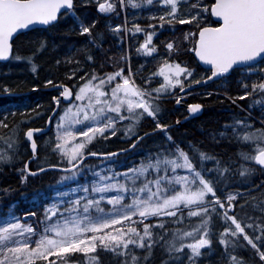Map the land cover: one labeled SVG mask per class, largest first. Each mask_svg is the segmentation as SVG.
<instances>
[{"label":"snow or ice","instance_id":"6c2138e0","mask_svg":"<svg viewBox=\"0 0 264 264\" xmlns=\"http://www.w3.org/2000/svg\"><path fill=\"white\" fill-rule=\"evenodd\" d=\"M89 2L84 0L85 4ZM117 6L133 9L154 6L148 19L157 20L160 29L174 31L177 23L195 27L185 32L181 41H167L162 62L146 77L137 78L130 61L113 71L85 69V64H95L96 58L92 48L81 45L77 50L83 53V62L71 55L63 60L65 65H74L64 74L65 79L74 80L71 85L60 80L55 84L52 79L44 80L59 95L52 97L55 106L47 122L51 124L55 120L54 137L41 147L51 145L49 151L58 156L57 163H48L47 153L43 157L38 155L34 133L41 129L29 127L23 132L26 140L20 138V123L40 115L32 113L27 117L22 114L21 121L12 125L7 136L0 134V164L22 159L21 144L30 142L32 155L17 169L22 173L21 183L29 175L35 176L46 169L58 170L61 174L48 203L43 206L37 221L39 227L31 221L35 213L19 216L9 210L0 215V264H100L98 249L119 257V264H146L154 256L157 245L165 253L160 264H198L200 259L214 253L211 238L214 216L226 225L217 233L224 247L214 264H254L236 255L237 248L248 246L259 257V264H264V223H255L264 220V198H249L261 216L238 212L233 201L237 195H246L245 192H230L223 199L217 195L232 174L229 164L236 161L223 160L203 140L175 136L171 130L179 126V120L161 122L162 99L174 96L179 103L191 87L231 76L239 68L236 82L240 91L235 96H229L228 92L223 95L233 103L249 98V108L258 107L260 117H253L245 110L244 117L233 116L208 136L213 143L227 141L238 146L236 155L240 163L236 171L241 183L251 182L245 177L254 174L257 166L264 171V78H259L264 77L261 66L264 64V0H96L100 13H113ZM165 8L166 11L155 10ZM208 16L217 19L209 22ZM62 17L73 20L68 32L78 27L79 34H87V44L97 50L102 48V34L97 32L93 36L97 21L85 23L78 15L76 0H0V60L26 61L35 72L38 67L35 57L49 42L45 35L23 38L22 34L41 26L52 28ZM114 27L117 31L128 30L126 23ZM152 28L151 24L133 25V33H145L138 52L158 54L152 43L157 33ZM17 37H22L20 42ZM189 38L192 40L190 51L208 69L202 80H192L195 70L186 61L174 58ZM22 45L31 47L24 52ZM52 47L55 49L57 45L53 42ZM71 47L76 46H70L69 50ZM126 60L128 54H121L119 61ZM55 63L59 67L61 61ZM111 63L112 59L106 57L99 67L103 69ZM253 76L257 79L249 84L248 78ZM157 80L160 82L156 83ZM2 87L5 92L12 91L6 84ZM32 87L35 89L38 85L33 83ZM177 89L180 95H174ZM204 94L211 97L219 93L205 91ZM61 98H64L63 108ZM68 98H72L71 102ZM187 107L190 113H196L203 106L190 103ZM237 107L243 108V105ZM7 115L0 119L2 128H8ZM146 120L154 127L142 131ZM106 132L110 136L122 132L124 138L134 137L130 148L138 147L149 137L160 139L153 145L154 151L147 150L139 162L133 161L130 167H125L115 159L124 149L88 150L91 142L97 136L104 137ZM91 159L99 163H87ZM37 160L42 167H29L30 162ZM209 162L212 167L206 166ZM246 204L241 201L240 207ZM25 219L29 222L23 223ZM74 253L83 254V259H72Z\"/></svg>","mask_w":264,"mask_h":264},{"label":"trees","instance_id":"16d2710c","mask_svg":"<svg viewBox=\"0 0 264 264\" xmlns=\"http://www.w3.org/2000/svg\"><path fill=\"white\" fill-rule=\"evenodd\" d=\"M94 0H90L89 3H95ZM207 2V0H206ZM78 5V15L81 16L82 19L85 20V23H90L88 14L92 13L94 15V20L97 19V24L93 30V36L96 35L97 32L102 34V40L100 43L102 44L101 49H95V46L92 44H87V34H79L78 27L73 31L68 32L67 29L69 26L73 24V20L71 17L61 18V22L57 25H54L52 28L46 29H35L33 32H28L26 34H22L23 38L31 37L34 35H45L48 40V45L45 49H43L36 57V63L38 65L37 70L35 72H31L26 75V83H22L25 87L18 88L17 91L20 90H31L33 89L32 84L36 83L38 85L37 88L33 89L34 92L26 97V99L22 100L17 96H9L0 98V105H6L9 102L17 101L19 103L24 102L27 107L17 108L13 113H8L6 123L8 127H11L14 123L21 121V112H24V116H32V113H40L38 117L33 116L30 120H25L21 124V128L19 129V136L22 141L25 140L23 137V132L29 128H40L45 126V121L48 114L51 112V108L54 107L52 97L56 96L55 90H43L42 88L48 87L44 84L45 79H52L55 84L57 80L63 81L64 83H71L69 80L65 79V72L68 68L74 67L73 64L65 65L63 60L65 56L71 55L73 59H80L82 62L84 61V55L82 52L78 51L77 48L81 45H86L89 48H92L95 52L96 63L95 64H85V69L91 67L96 68L97 71H113L115 68L120 67L122 62L119 61V57L125 51V39H124V31L115 30L116 24H121L123 26L124 23V14L122 12V8L117 6V9L113 13L109 14H99L97 12L96 4H85L84 0H76ZM82 3V5H81ZM84 3V6H83ZM87 5V7H86ZM94 6V7H93ZM90 7V9H89ZM87 9V10H86ZM126 13V24L129 29V43H130V51L132 54V67L135 71V75L137 78L142 76H147L149 72H154L160 62H162V57L166 54L165 44L168 40H174L179 42L182 40L183 34L185 32L191 31L194 29V25H190L185 23L184 25H179L178 23L174 26L175 30H164L160 29L159 22L157 20L148 19L150 12H147L151 9H154V6H147L145 8L133 9V8H123ZM160 10V9H159ZM165 10V9H161ZM88 13H87V12ZM96 11V12H95ZM98 13V14H97ZM98 15V17H97ZM87 16V18H85ZM209 22L211 21L210 16L207 17ZM132 23V26H131ZM135 24L141 25V27H146L147 25H153V28L150 30L155 31L157 34L153 37L152 43L156 45L158 54H150L149 57H144L141 52H138L139 44L144 40L145 33L134 34L132 32V27ZM169 28L173 26H168ZM18 42L21 41L22 37L16 38ZM189 41V40H188ZM188 41H185L181 45V51L178 57H174L176 59L186 61L188 63V67L193 68L195 70L194 78H198V80L202 79L203 75L208 73L207 70L202 69L196 63L193 55L188 52ZM53 42L57 45L55 49H53ZM75 45L76 47L70 46ZM31 45H22L21 50L27 52ZM111 58L112 63L105 64L103 69L98 67L101 62L105 58ZM60 60L61 63L59 67H57L55 61ZM97 65V66H96ZM241 72V69H236L233 71L231 76L223 77L219 81L213 82L209 85L204 86L202 89L198 88L196 91H201L195 97L192 96L188 98V102H198L203 106V112L200 116L188 120L177 127H174L171 131L177 137H180L184 140H203L205 145L208 146L214 154H218L223 160L227 161L228 159H232L236 161V163L229 164V167L233 170L232 174L228 175V183L222 184V190L217 192V195L221 196L223 199L228 193H237L243 191L246 195L240 196L237 195L234 204L237 206V211L240 213L246 212L249 216H261V213L258 209H253L252 202L249 199L250 197H256L258 199L264 198V171H261L260 167L257 166L256 171L250 177H245V180H250L251 182L241 183V178L239 173L236 171L237 164L240 163V158L236 155L237 145L230 144L227 141L220 143H213L208 136V133L213 129H220L221 125L224 124L226 120L231 119L233 116L237 118L244 117L245 109L254 113L256 117H260V113L257 112L255 107L249 108V100H236V103H231L230 99H226L223 95V92L231 93L230 96H235L239 91L240 87L237 84L236 80H232L233 77H236ZM32 75V76H31ZM44 75V76H43ZM64 75V77H63ZM82 75V73H81ZM33 80V81H32ZM197 80V79H196ZM139 81V79L137 80ZM1 82V80H0ZM28 82V83H27ZM31 82V83H30ZM140 82V81H139ZM1 85V84H0ZM14 85L16 83L14 82ZM155 86V84L153 85ZM213 86V87H212ZM235 86V87H234ZM12 87V86H11ZM14 88V87H12ZM208 88V89H207ZM220 88V89H219ZM1 91V89H0ZM204 91V92H202ZM205 91H213L214 94L211 97L206 96ZM222 91V92H221ZM2 93V91L0 92ZM176 93V92H175ZM174 93V95H175ZM203 93V94H202ZM205 95V96H204ZM216 95V96H215ZM198 96V97H197ZM224 96V97H223ZM49 97V98H48ZM39 98V99H38ZM168 98V97H167ZM3 99V100H2ZM48 99V100H47ZM164 98L161 103L164 108V118L161 122L164 123H173L177 120L184 119L187 114L186 110L182 108H177V106L170 100H165ZM2 101V102H1ZM6 103H5V102ZM36 103H35V102ZM46 104V105H45ZM237 105H243V108L237 107ZM250 109V110H249ZM215 115H214V114ZM12 115V116H11ZM179 115V116H178ZM178 116V117H177ZM183 116V117H182ZM175 117V118H174ZM1 118V117H0ZM175 121H174V120ZM171 121V122H170ZM193 121V122H192ZM13 123V124H12ZM11 124V125H10ZM257 126L259 124L257 123ZM154 127L150 120L144 121L142 125V131H148L150 128ZM180 127V128H179ZM11 128H6L5 131L9 132ZM183 131V132H182ZM6 132V133H7ZM52 136V130L47 135H36V140L39 146L38 155L43 157L45 153L49 155V163H57L56 156L49 154V149L51 145L47 147H41L42 139ZM134 139V138H132ZM131 140H126L121 137L120 133L116 134V136L104 138L100 137L91 142L89 151H97V152H109L116 151L117 149H125L132 144ZM160 137H149L142 144H139L132 152L120 155L121 157H117L121 164L125 167H130L133 163L139 162V158L146 154V151L153 148V145L159 142ZM219 140V137H217ZM24 150V152L21 151ZM21 155L22 159L13 160L11 163H2L0 164V202H4V207H6L9 203H14V211L16 213H20L21 215L24 213H35V216H32L31 220L37 224V219L42 215V207L44 203H46L49 197L52 195L48 191L47 187L50 184L55 183V177L59 176L56 171H48L37 176H29L26 182L21 183L20 176L22 173L17 172V169L21 168L24 160L27 159L29 152V146L27 143L21 144ZM39 160L31 162L29 167L35 168L38 166ZM96 160L88 161L87 163L93 164L96 163ZM207 167H212V162H209ZM42 167V166H41ZM15 181V182H14ZM29 183V184H28ZM11 184V185H10ZM27 186H26V185ZM10 188L11 191H4V189ZM17 189V191H16ZM15 190V191H12ZM14 193V194H13ZM51 194V195H50ZM50 195V196H49ZM35 196V198H34ZM48 196V198L44 199V197ZM241 201H246L247 204L245 207H240ZM250 223L252 221H249ZM255 223H264V220H257ZM226 226L222 222L220 223L217 219H215L214 230L216 232V236L213 238V249L214 253L209 255L205 260V264H214L219 254L223 251V245L219 243V237L217 233L222 230V228ZM249 232V235H253L252 230L245 229ZM259 233V231H258ZM260 234V233H259ZM246 244V242H244ZM216 247V248H215ZM96 255L99 257L100 264H119L120 258L114 257L111 252H106L98 249ZM164 250L157 245L154 249V256L150 258L146 264H160V260L164 258ZM236 255L242 256L246 259L254 261V264H259V257L255 256L254 250L251 246L246 248H237ZM72 259L82 260V254H72Z\"/></svg>","mask_w":264,"mask_h":264},{"label":"rangeland","instance_id":"374dc122","mask_svg":"<svg viewBox=\"0 0 264 264\" xmlns=\"http://www.w3.org/2000/svg\"><path fill=\"white\" fill-rule=\"evenodd\" d=\"M95 1V3H96V0H94ZM145 7H147V6H143L142 8H145ZM154 9H151V10H149V11H147V12H152ZM155 10H157V11H161V9L159 10V9H155ZM165 10H167L166 8H165ZM165 10H162V11H165ZM97 11H98V13L99 14H108V13H100L99 12V10L97 9ZM122 12H123V14H124V12H125V10L122 8ZM131 26H132V23H131ZM129 26H127V28H128ZM129 29H128V31L126 32V33H124V39L126 38V41L128 42V44H126V45H129L130 46V44H129ZM140 32H136V33H134V34H139ZM141 33H143L144 34V32H141ZM191 42V43H190ZM188 43L190 44H188V47H187V50H188V52H190V49H191V44H192V40H191V38H189V41H188ZM130 54H131V52H130ZM147 54V53H146ZM143 55V54H142ZM144 56V55H143ZM150 56V54H147L145 57H149ZM130 63H131V66H132V54H131V58H130ZM128 61V62H129ZM128 62H126L125 64H127ZM18 66V67H17ZM262 67H264V64H262L261 65ZM18 68H19V73H21V74H23L24 72H26V75L27 74H30L31 72L33 73V71H32V69H31V66H30V64L28 63V62H26V61H13V63L12 64H10V65H8V66H6V67H4V68H2V67H0V80L1 81H8L7 83H10V82H12V81H14L13 79V76L15 75V74H17L18 72H17V70H18ZM132 69H133V67H132ZM13 70V71H12ZM133 71H134V69H133ZM13 73V74H12ZM239 75H240V73L236 76V77H233L232 78V80H233V82H234V80H236L237 81V78L239 77ZM259 78H264V77H259ZM21 79H25L24 78V76H21ZM255 79H257V77H255V76H253V77H249L248 78V83L250 84L253 80H255ZM192 80H195V78H194V76H192ZM160 81L159 80H157L156 81V83H159ZM235 87V86H234ZM178 90V89H177ZM177 90H175V92L177 91ZM197 92H199V91H196V90H194L193 91V94H192V92L190 93V94H188V95H186V97H182V100L180 101V102H182V103H186L187 101H185L184 99H188V98H190V97H192V96H196L198 93ZM204 92V91H203ZM200 93H201V91H200ZM59 95V93L57 92L56 93V96H58ZM175 95H178V92L177 93H175ZM244 99H248L249 100V98H244ZM163 100V99H162ZM165 100H170V101H172L174 104H175V102H176V100H175V98H174V96H172V97H168V98H166ZM193 103H198V102H193ZM249 103H250V101H249ZM8 105H2L1 107H0V119H3L4 117V114L5 113H14L15 112V110L17 109V107H18V105L20 104L19 102H17V101H11V102H8L7 103ZM11 104V105H10ZM13 104V105H12ZM15 104V105H14ZM17 104V105H16ZM162 104V103H161ZM176 105V104H175ZM15 106V107H14ZM24 108V111H25V107H27L26 105H25V103H21L20 104V106L18 107V108ZM162 107H163V104H162ZM253 107H255V109L257 110V112L258 113H260V110H259V108L258 107H256V106H253ZM9 109V110H8ZM5 110H6V112H5ZM14 111V112H13ZM248 111V110H247ZM27 111H25V113H26ZM245 112V111H244ZM248 112H250V111H248ZM21 114H24V112L22 111L21 112ZM245 114H246V112H245ZM252 115H254L253 113H251ZM21 127L19 126V129H20ZM40 128H42V127H40ZM80 130H83L82 128L80 129ZM54 131H55V120H54V122H53V128H52V136L51 137H54ZM118 133H120V135H121V137L122 138H124L123 137V133L122 132H118ZM117 133V134H118ZM5 136V135H4ZM116 136V135H115ZM101 136H97V138H100ZM104 137H106V138H108V137H112V136H110V135H108L107 134V132L104 134ZM50 138V137H49ZM96 138V139H97ZM132 138H134V137H132ZM132 138H124V139H126V140H131ZM95 140V139H94ZM45 142V141H44ZM43 142V143H44ZM42 143V144H43ZM21 151L22 152H24V150H22L21 149ZM49 154L50 155H54V156H56V159H57V161H58V156L55 154V153H52V152H49ZM47 160H48V163H49V155H47ZM97 163H99V162H96V163H93V164H97ZM38 166H43L42 164H40V162H38ZM119 170V169H118ZM60 176V175H59ZM59 176H56L55 177V183L54 184H50V185H48V187H47V189H48V191L51 193V191L53 192V189L55 188V186H56V181L58 180V178H59ZM51 195V194H50ZM49 195V196H50ZM34 198H35V196H34ZM46 198H48V196H46V197H44V199H46ZM50 198V197H49ZM48 200V199H47ZM235 200V199H234ZM234 202V201H233ZM46 203H48V201L46 202ZM46 203H44V204H46ZM14 206H15V204L12 202V203H9L6 207H4V202H0V215H4V214H6L9 210H12L13 212H14V214H16V215H19V216H21L20 214H18V213H16L15 211H14ZM42 212H43V207H42ZM32 218V217H31ZM39 219L40 218H38L37 219V221H39ZM215 219H217L220 223L222 222V220L220 219V217H218V216H214L213 217V221H214V223H215ZM32 221V220H31ZM23 223H28L27 222V219H25V220H23L22 221ZM32 223L34 224V226H36V227H39V225H36L33 221H32ZM223 223V222H222ZM216 232L217 231H215L214 230V234H213V238L216 236ZM257 235H259V233H258V231H257V233H256ZM211 237V238H212ZM206 248H207V246H205ZM74 254H80V253H74ZM83 255V254H82ZM208 257L207 256H205L204 258H202V259H200L199 261H198V264H205V260L207 259ZM50 259H51V257H50ZM185 259H186V257H185ZM204 259V260H203Z\"/></svg>","mask_w":264,"mask_h":264},{"label":"bare ground","instance_id":"6f19581e","mask_svg":"<svg viewBox=\"0 0 264 264\" xmlns=\"http://www.w3.org/2000/svg\"><path fill=\"white\" fill-rule=\"evenodd\" d=\"M94 2V1H93ZM88 4H93V3H88ZM96 3H94L93 5H95ZM81 5H82V3H81ZM83 6H84V3H83ZM86 7H87V5H86ZM94 7V6H93ZM89 9H90V7H89ZM87 10V9H86ZM87 12V11H86ZM96 12V11H95ZM98 12V11H97ZM88 13V12H87ZM98 14V13H97ZM88 16H89V19L87 18V16L85 17V18H87L89 21H91V20H93L94 19V15L92 14V13H89L88 14ZM97 17H98V15H97ZM96 21H97V19H96ZM191 43V42H190ZM125 44H128V42L126 41V38H125ZM190 45V44H189ZM131 52V51H130ZM97 66V65H96ZM18 67V66H17ZM99 67V66H98ZM13 71V70H12ZM19 71V68H18V70H17V72ZM134 73H135V71H134ZM13 74V73H12ZM28 75V74H27ZM21 76H24V78L26 79V72H24L23 74H21V73H17V74H15L14 76H13V80H15V83H16V85L18 84V83H21V87L22 88H24L25 86L24 85H22V83H26V80L25 79H21ZM32 76V75H31ZM44 76V75H43ZM63 77H64V75H63ZM198 80V78H195V80ZM20 80H21V82H20ZM200 80H202V79H200ZM33 81V80H32ZM6 82H8V81H6ZM28 83V82H27ZM31 83V82H30ZM0 84L1 85H3V82H0ZM36 84V83H35ZM207 84H205L204 86H206ZM11 86H14V81H12V83H11ZM204 86H201V87H196V88H193L192 90H190V91H188V94H190L191 92H192V94H193V91L194 90H198V88H200V89H202ZM213 87V86H212ZM0 89H2L1 87H0ZM43 90H53L52 88H49V87H44V88H42ZM208 89V88H207ZM220 89V88H219ZM4 91V90H3ZM1 92V91H0ZM58 91H56L55 93H57ZM203 92V91H202ZM222 92V91H221ZM197 93H200V91L199 92H197ZM223 93H225V92H223ZM188 94H186V95H188ZM203 94V93H202ZM13 95H15V94H11L10 92L9 93H7V92H3V93H0V98H2V97H9V96H13ZM178 95H180L179 94V92H178ZM186 95H183L182 97H186ZM231 95V93H229V96ZM189 96V95H188ZM205 96V95H204ZM216 96V95H215ZM233 96V95H232ZM182 97H181V100H182ZM195 97V96H194ZM198 97V96H197ZM224 97V96H223ZM49 98V97H48ZM26 99V98H25ZM39 99V98H38ZM227 99V98H226ZM229 99V98H228ZM3 100V99H2ZM27 100V99H26ZM48 100V99H47ZM185 101H187L188 99L186 98V99H184ZM22 101V100H21ZM25 101V100H24ZM230 101H231V99H230ZM2 102V101H1ZM5 102V101H4ZM9 102V101H8ZM35 102V101H34ZM6 103V102H5ZM21 103H24V102H21ZM20 103V104H21ZM36 103V102H35ZM231 103H232V101H231ZM20 104L18 105V107L20 106ZM6 105H8V104H6ZM11 105V104H10ZM13 105V104H12ZM15 105V104H14ZM17 105V104H16ZM26 105V104H25ZM46 105V104H45ZM53 105L55 106V104H54V102H53ZM177 106V108L178 107H180V106H178V105H176ZM0 107H1V105H0ZM15 107V106H14ZM17 107V108H18ZM22 108V107H21ZM246 108V107H245ZM245 108H243V109H245ZM182 109H184V108H182ZM9 110V109H8ZM246 110V109H245ZM250 110V109H249ZM5 112H6V110H5ZM14 112V111H13ZM202 112H203V107H202V109L200 110V113L196 116V117H198V116H200L201 114H202ZM246 112V111H245ZM245 112H244V114H245ZM10 114V113H9ZM186 114H187V116L184 118V119H182V120H180V123H179V125L180 124H182V123H184V122H186V121H188V120H191V119H193V118H196V117H193V118H190L189 116H188V113H187V111H186ZM214 114V113H213ZM254 114V113H253ZM203 115V114H202ZM215 115V114H214ZM1 116V115H0ZM12 116V115H11ZM179 116V115H178ZM177 116V117H178ZM253 117H256L255 115H252ZM4 117V116H3ZM183 117V116H182ZM48 118H49V116L47 117V119H46V121H45V126L44 127H42V128H39V129H41V130H43L44 129V132H38V133H35V135H34V139H36V135H38V134H41V135H47L51 130H52V128H53V122H54V120H52L51 121V124H50V128L49 129H47V128H45L46 127V123H47V120H48ZM175 118V117H174ZM174 120V119H173ZM20 121V120H19ZM175 121V120H174ZM171 122V121H170ZM193 122V121H192ZM257 123L259 124V122L257 121ZM13 124V123H12ZM11 125V124H10ZM12 126V125H11ZM19 126H21V124L19 125ZM180 127H181V125H180ZM179 127V128H180ZM9 128H11V127H8V129ZM178 128V127H177ZM6 130V128H2V127H0V134H2V135H5V136H7L8 135V132L7 131H5ZM7 132V133H6ZM183 132V131H182ZM25 138V137H24ZM25 140H26V138H25ZM44 141H46V138H43L42 139V142L41 143H43ZM28 144V146H29V152H30V154L28 155V156H31L32 155V153H31V150H30V144H29V142L27 143ZM43 145V144H42ZM130 147H127V148H125L124 150V153L123 154H127V153H130V152H132L136 147H133V148H131V149H129ZM38 149H39V146H38ZM129 149V150H128ZM122 154V155H123ZM31 163V162H30ZM30 163H29V165H30ZM48 171H56V170H48V169H46L43 173H45V172H48ZM39 174H42V173H38L37 175H39ZM37 175H35V176H37ZM31 176V175H30ZM15 182V181H14ZM26 182V181H25ZM29 184V183H28ZM11 185V184H10ZM26 185V184H25ZM27 186V185H26ZM12 191H15V190H12ZM16 191H17V189H16ZM14 194V193H13ZM216 248V247H215ZM208 257V256H207ZM204 260V259H203ZM259 260V259H258Z\"/></svg>","mask_w":264,"mask_h":264},{"label":"water","instance_id":"95a60500","mask_svg":"<svg viewBox=\"0 0 264 264\" xmlns=\"http://www.w3.org/2000/svg\"><path fill=\"white\" fill-rule=\"evenodd\" d=\"M212 18H213L214 21L217 19V18H215V17H212ZM45 27H47V26H41V27H38V28H45ZM194 57H195V59L197 60V62L200 64L201 67L207 69V66L204 64V62L199 61V58L196 57L195 54H194ZM5 61H7V60H0V62H5ZM214 80H217V79H213L212 81H214ZM212 81H211V82H212ZM206 84H208V83H206ZM204 85H205V84L202 83L200 86H193V87H191L188 91L192 90L193 88L201 87V86H204ZM61 90H62V89H61ZM179 94H180V92H179ZM71 99H72V98H68L69 102H71ZM61 100H62V102L64 103V98H61ZM187 106H188V105H187ZM187 113H188V116H189L190 118H193V117H196V116L200 113V110H199L198 112H196V113H190V112L188 111V107H187ZM48 119H49V118H48ZM47 122H48V120H47ZM45 128L49 129V128H50V124H49V123H46V127H45ZM34 129H35V128H34ZM40 132H44V129L41 130ZM34 135H35V133H34ZM29 144H30V142H29ZM132 148H133V147H132ZM129 149H131V148H129ZM129 149H128V150H129ZM30 150H31V149H30ZM57 171H58V170H57Z\"/></svg>","mask_w":264,"mask_h":264},{"label":"flooded vegetation","instance_id":"af4514ba","mask_svg":"<svg viewBox=\"0 0 264 264\" xmlns=\"http://www.w3.org/2000/svg\"><path fill=\"white\" fill-rule=\"evenodd\" d=\"M89 17V16H88ZM1 82H3V85L4 84H6L10 89H12V91L10 92L11 94H15V95H13V96H17V97H19V98H22L21 100H24L27 96H29L30 94H32L33 92H34V90L33 89H31V90H20V91H17V89L18 88H20L21 87V83H18L17 85H14V86H12V87H14V88H12L11 87V83L12 82H10V83H7V82H5V81H1ZM14 82H15V80H14ZM20 82H21V80H20ZM0 87L2 88L1 89V91H2V93L3 92H5V91H3L4 89H3V87H2V85H0ZM7 93H9V92H7ZM179 108H184L183 106H180ZM41 135V134H40ZM29 157V156H28ZM28 157H27V159H28ZM30 176V175H29Z\"/></svg>","mask_w":264,"mask_h":264}]
</instances>
